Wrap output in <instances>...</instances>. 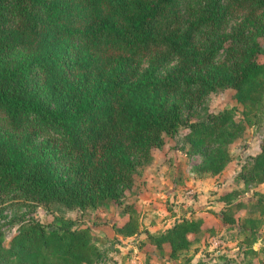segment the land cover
Returning a JSON list of instances; mask_svg holds the SVG:
<instances>
[{"label": "trees", "instance_id": "obj_1", "mask_svg": "<svg viewBox=\"0 0 264 264\" xmlns=\"http://www.w3.org/2000/svg\"><path fill=\"white\" fill-rule=\"evenodd\" d=\"M262 38L264 0H0V117L8 127L0 131V199L123 206L139 170L182 126L189 155L202 159L197 173L220 175L245 124L231 110L185 116L227 89L245 118L261 111ZM238 179L264 184V144ZM127 212L115 226L125 238L140 231L135 207ZM221 220L241 223L231 209ZM206 226L186 218L147 237L178 259ZM0 264H104V256L89 227L32 217L10 246L0 228Z\"/></svg>", "mask_w": 264, "mask_h": 264}, {"label": "rangeland", "instance_id": "obj_2", "mask_svg": "<svg viewBox=\"0 0 264 264\" xmlns=\"http://www.w3.org/2000/svg\"><path fill=\"white\" fill-rule=\"evenodd\" d=\"M260 42L264 46V38ZM260 62L264 63L263 56ZM244 109L235 91L227 89L210 94L195 112L185 116L197 121L208 113L231 110L237 122L245 124L243 135L230 145L231 161L220 175L197 173L202 159L200 155H189V130L182 126L176 136L167 137L162 148L154 150L152 162L139 170L133 188L125 193L123 206L109 203L99 209L67 210L59 206L45 208L22 199H0V228L6 234V246H10L25 219L33 217L53 225L65 218L72 220L75 228L92 230L104 264H264V184L246 186L238 179L243 167L262 150L264 105L250 119L245 118ZM7 129L0 117V131ZM228 195H232L230 205L224 201ZM128 206L138 212L140 231L125 241L117 236L115 226L127 221ZM225 209H231L241 223L224 226L221 219ZM186 218L202 220L207 230L190 236L191 247L178 259L171 257L169 247L160 252L149 244L148 234L161 235ZM143 252L149 258H144Z\"/></svg>", "mask_w": 264, "mask_h": 264}, {"label": "crops", "instance_id": "obj_3", "mask_svg": "<svg viewBox=\"0 0 264 264\" xmlns=\"http://www.w3.org/2000/svg\"><path fill=\"white\" fill-rule=\"evenodd\" d=\"M128 220H129V217H128L127 221H128ZM127 221H126V222H127ZM117 236H120V235H117ZM133 237H134V236H133ZM133 237L125 238V237L120 236V239L126 241V240H129V239H132ZM167 248H168V247H167ZM167 250H168V249H167ZM153 254H154V253H151V256H153ZM142 255H143L144 258H149V256L147 255V253H144V252H143ZM155 255H156V253H155ZM155 257H156V256H153V259H156ZM153 262H155V261L153 260Z\"/></svg>", "mask_w": 264, "mask_h": 264}]
</instances>
